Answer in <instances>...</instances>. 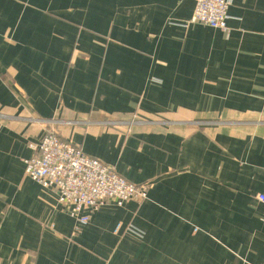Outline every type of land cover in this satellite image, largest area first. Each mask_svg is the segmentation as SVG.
Masks as SVG:
<instances>
[{
  "label": "crops",
  "instance_id": "0c3cea01",
  "mask_svg": "<svg viewBox=\"0 0 264 264\" xmlns=\"http://www.w3.org/2000/svg\"><path fill=\"white\" fill-rule=\"evenodd\" d=\"M230 1L0 0V264H264V0ZM50 130L148 199L79 227L25 175Z\"/></svg>",
  "mask_w": 264,
  "mask_h": 264
},
{
  "label": "built area",
  "instance_id": "2783aa9c",
  "mask_svg": "<svg viewBox=\"0 0 264 264\" xmlns=\"http://www.w3.org/2000/svg\"><path fill=\"white\" fill-rule=\"evenodd\" d=\"M195 2L191 23L228 30L230 0ZM112 124L121 126V122ZM32 148L35 155L25 161V175L44 190L54 192L59 205L79 227L90 222V213L98 212L108 203L123 207L131 201L141 203L148 199V184L127 181L113 167L62 140L54 130L48 131ZM258 199L264 204V195Z\"/></svg>",
  "mask_w": 264,
  "mask_h": 264
},
{
  "label": "rangeland",
  "instance_id": "374dc122",
  "mask_svg": "<svg viewBox=\"0 0 264 264\" xmlns=\"http://www.w3.org/2000/svg\"><path fill=\"white\" fill-rule=\"evenodd\" d=\"M138 122V120H136L135 118L131 121V122H129V124L127 125L128 126V128H131L134 124H136Z\"/></svg>",
  "mask_w": 264,
  "mask_h": 264
}]
</instances>
